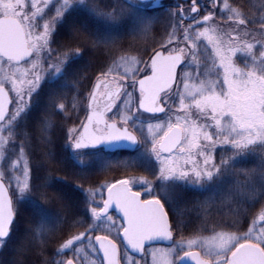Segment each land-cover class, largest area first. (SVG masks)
<instances>
[{
  "label": "snow or ice",
  "instance_id": "6c2138e0",
  "mask_svg": "<svg viewBox=\"0 0 264 264\" xmlns=\"http://www.w3.org/2000/svg\"><path fill=\"white\" fill-rule=\"evenodd\" d=\"M185 3L159 5L167 26L141 53L134 41L159 21L155 0H0V252L16 249L0 264H29L23 250L35 239L17 228L14 200L68 225L51 260L47 241L28 249L45 257L36 264H264V0ZM99 56L89 76L80 62ZM78 105L85 116L64 134L66 161L53 151L54 118ZM119 149L134 155L117 166L145 174L71 193L52 180L73 161L87 178ZM249 157L254 167H238ZM190 190L208 195L190 205ZM193 210L199 229L185 237Z\"/></svg>",
  "mask_w": 264,
  "mask_h": 264
},
{
  "label": "trees",
  "instance_id": "16d2710c",
  "mask_svg": "<svg viewBox=\"0 0 264 264\" xmlns=\"http://www.w3.org/2000/svg\"><path fill=\"white\" fill-rule=\"evenodd\" d=\"M111 2V0H109ZM249 2L255 3V0H229L230 4L233 5H244ZM149 14H156L160 16V19L157 23H155L151 29V31L145 36H138L134 41V46L136 49H139L141 53H143L146 49L151 50V48L156 44L157 41L161 39L164 34L165 28L167 26V19L163 14L162 9L150 10ZM127 23V21H124ZM127 44V41L125 42ZM147 59L148 56L145 55L143 57ZM104 60L103 56L97 57L92 61L91 66L89 67L88 60L80 62L81 67L84 71L92 76L96 71V68L100 63ZM87 85V81L83 82ZM72 91H68L69 102H71ZM85 116V109L82 105H78V109L75 112H70L68 117L65 118L63 114L55 117V121L58 125H60L62 130L56 132L54 137V147L53 151L57 153L64 160L69 159V150L64 146V134L66 133L67 127L72 123L79 124L80 120ZM19 142V140H18ZM31 150V155H29V160H31L38 155V148L35 146ZM26 151H28L26 149ZM129 155H134V153L126 152V151H117L114 153L105 152L102 154V159H98L94 162L93 167L88 170L87 178L81 175V170L79 167L74 166L75 162L69 163L66 167L60 166L56 167L52 173V180L61 182V186L65 191L71 193V190L78 185H83L84 187L92 186L97 187L99 184L104 182H112L117 179L123 178L126 175H142L145 174L141 170H136L133 172H128L124 168L117 166V161H120L126 158ZM108 163L110 166L104 167L105 163ZM257 164V160L254 157H249L246 160H242L238 167H254ZM43 174V173H42ZM208 193H200L195 191H188L184 193V199L189 202L191 205L197 199H203L207 196ZM33 199H39L38 194H33ZM45 207H50V205L45 204ZM261 210V205L257 204L254 208L250 209L246 216L241 218L240 221V229L242 231H246L249 226L251 220L255 218ZM17 228L19 230H24L28 228H34L35 231V239L32 235H29L27 238V243L25 244V248L23 250L22 258L29 262V264H36L37 261L43 260L45 257H41L37 255L34 250H28L32 247V245H39L42 241H47L46 246V258L48 260L52 259V254L55 252L58 244L57 240L60 238V235L68 232V225L58 224L54 225L48 221L39 220L38 217L35 216L34 211L32 209L31 204L26 205H18L17 208ZM193 217V227L185 230L184 236L187 237L192 233H195L199 229V224L195 221V210L192 212ZM212 219L219 221L221 217L213 216ZM230 221V217H226ZM56 229V234H53L52 229ZM73 231H82L83 229H72ZM201 234L206 235L210 234L209 230L203 231ZM175 239H179V237L175 234ZM16 254L15 248H10L7 252H0V260H9L12 259Z\"/></svg>",
  "mask_w": 264,
  "mask_h": 264
},
{
  "label": "flooded vegetation",
  "instance_id": "af4514ba",
  "mask_svg": "<svg viewBox=\"0 0 264 264\" xmlns=\"http://www.w3.org/2000/svg\"><path fill=\"white\" fill-rule=\"evenodd\" d=\"M202 2V1H201ZM162 5L165 7L168 6H175L177 3H184L185 8H187V4L185 3V0H162ZM143 196V195H142ZM169 244L167 243H159L157 246L158 247H167ZM121 250H124L123 247H121ZM148 260L151 261V256H148Z\"/></svg>",
  "mask_w": 264,
  "mask_h": 264
},
{
  "label": "rangeland",
  "instance_id": "374dc122",
  "mask_svg": "<svg viewBox=\"0 0 264 264\" xmlns=\"http://www.w3.org/2000/svg\"><path fill=\"white\" fill-rule=\"evenodd\" d=\"M202 2H203V0H201ZM25 2H26V4L27 3H30V0H25ZM27 10V9H26ZM217 23L218 24H220L221 26H223L224 28H227L228 27V23L227 22H225V21H221V20H219V19H217ZM148 59V58H147ZM238 62L241 64V65H243V62H244V57H242V56H238ZM219 151V150H218ZM10 191V194H11V192H12V190L10 189L9 190ZM142 195H144L143 193H142ZM14 206H15V209H16V211H17V208H18V204H16L15 203V200H14ZM207 235H209V234H206L205 236H207ZM169 246V245H168ZM167 246V247H168ZM124 250H121V252H123ZM150 256V255H149Z\"/></svg>",
  "mask_w": 264,
  "mask_h": 264
},
{
  "label": "water",
  "instance_id": "95a60500",
  "mask_svg": "<svg viewBox=\"0 0 264 264\" xmlns=\"http://www.w3.org/2000/svg\"><path fill=\"white\" fill-rule=\"evenodd\" d=\"M162 0H155V3H156V5H157V8L159 7V5H161L162 3ZM119 150H127V149H119ZM114 151H116V150H114ZM110 152H113V151H110ZM10 194V193H9ZM160 243H165V242H160Z\"/></svg>",
  "mask_w": 264,
  "mask_h": 264
}]
</instances>
